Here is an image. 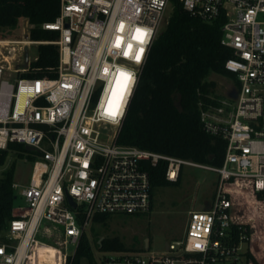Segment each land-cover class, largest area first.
<instances>
[{
    "label": "built area",
    "instance_id": "1",
    "mask_svg": "<svg viewBox=\"0 0 264 264\" xmlns=\"http://www.w3.org/2000/svg\"><path fill=\"white\" fill-rule=\"evenodd\" d=\"M176 1L206 23L222 20L221 43L233 54L225 68L237 98L202 112L205 131L227 143L223 166L118 143L173 0H60L57 19L42 26L58 40L31 41L27 19L23 40L0 39V149L18 144L34 153L29 181L13 185L25 204L14 208L0 241V264H43L41 251L52 264H68L66 242L78 247L96 215L152 210L148 167L160 163L173 182L184 166L216 173L209 210L191 211L183 237L165 252H103V264H253L248 254L262 238L236 207L264 203L257 197L264 193V0ZM48 44L59 50L56 77H21L37 61L29 63L25 49Z\"/></svg>",
    "mask_w": 264,
    "mask_h": 264
},
{
    "label": "trees",
    "instance_id": "2",
    "mask_svg": "<svg viewBox=\"0 0 264 264\" xmlns=\"http://www.w3.org/2000/svg\"><path fill=\"white\" fill-rule=\"evenodd\" d=\"M172 7L164 30L150 50L118 143L201 165L222 167L227 143L205 131L202 112L220 105L217 83L207 80L211 74L235 81L225 68L233 54L221 43L223 21L206 23L184 10L176 0ZM59 14L60 0H0V39L7 40L17 30L19 22L27 19L33 26L31 41L54 42L59 39V32L44 30L42 26L53 23ZM58 64V47L40 45L31 72L23 76L54 78ZM15 145L0 149V167L6 164L9 154L14 153ZM167 168L165 163L148 167L152 209L157 188L181 184L183 170L173 182L166 177ZM14 177L13 165L0 178V240L9 228L19 199L13 187ZM257 197L264 200V193ZM110 217L96 215L93 222L106 224ZM96 245L101 252L128 251L117 237L104 238L101 243L97 240ZM49 249L53 254L52 248ZM92 255V243L84 235L68 264H80L83 257L92 261ZM52 256L41 251V262L52 264ZM248 258L253 264H260L256 254L249 253Z\"/></svg>",
    "mask_w": 264,
    "mask_h": 264
},
{
    "label": "rangeland",
    "instance_id": "3",
    "mask_svg": "<svg viewBox=\"0 0 264 264\" xmlns=\"http://www.w3.org/2000/svg\"><path fill=\"white\" fill-rule=\"evenodd\" d=\"M172 4L167 10L157 37L162 33L170 18L173 9ZM26 24V21L22 19L17 30L8 37V40H23ZM13 56L16 60H21L18 52H15ZM28 57L29 63L37 59L38 46L30 47ZM11 63L13 64V62ZM23 63H25V56ZM21 77L26 78L23 75ZM207 80L217 83L216 95L220 102H224L229 98L234 85L231 79L211 74ZM14 148V153L9 154L6 164L0 167V178L5 171L14 165V182L26 184L32 173L34 153L27 151L25 145L17 144ZM26 160L28 161L25 162ZM217 189L218 175L216 173L184 166L180 186L160 187L155 190L153 209L150 212L140 215L111 216L106 224L92 222L85 231L92 243V261L88 257H83L80 264H103V259L107 254L97 248L96 241L98 240L101 243L104 238H119L128 252H165L167 243L177 241L183 237L189 213L191 211H203L208 208L209 204L215 199ZM15 192L19 194V190H15ZM24 204L23 199L19 197L16 205ZM243 209L248 219L255 220L253 225L257 234L262 238V244L256 250V255L258 262L264 264V203L253 204V202H250L243 207H236L237 211ZM3 237L1 240H3ZM147 244L148 249H146ZM76 249V244L66 242L64 250L67 256L74 255Z\"/></svg>",
    "mask_w": 264,
    "mask_h": 264
},
{
    "label": "water",
    "instance_id": "4",
    "mask_svg": "<svg viewBox=\"0 0 264 264\" xmlns=\"http://www.w3.org/2000/svg\"><path fill=\"white\" fill-rule=\"evenodd\" d=\"M26 38L28 39V37H26ZM25 50H26V60H28V49L26 48ZM230 98H232V99H236V98H237L236 93H230ZM26 150L32 152V151H33V148H31V147H29V146H26ZM71 205H72L73 208L76 207V205L74 204V202H71ZM205 210L208 211L209 208H206ZM148 248H149V246H148V244H147V245H146V249H148Z\"/></svg>",
    "mask_w": 264,
    "mask_h": 264
},
{
    "label": "snow or ice",
    "instance_id": "5",
    "mask_svg": "<svg viewBox=\"0 0 264 264\" xmlns=\"http://www.w3.org/2000/svg\"><path fill=\"white\" fill-rule=\"evenodd\" d=\"M129 47H131V46H129ZM142 51H143V50L141 49V52H142ZM125 54L127 55V53H125ZM136 58H137V60H139V58H140L139 55H137Z\"/></svg>",
    "mask_w": 264,
    "mask_h": 264
},
{
    "label": "crops",
    "instance_id": "6",
    "mask_svg": "<svg viewBox=\"0 0 264 264\" xmlns=\"http://www.w3.org/2000/svg\"><path fill=\"white\" fill-rule=\"evenodd\" d=\"M254 254H256V248H255V250H254Z\"/></svg>",
    "mask_w": 264,
    "mask_h": 264
}]
</instances>
